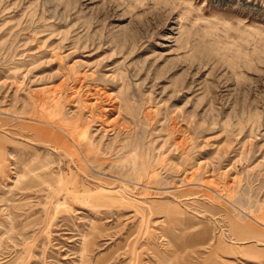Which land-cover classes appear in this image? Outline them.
Wrapping results in <instances>:
<instances>
[{
    "label": "rangeland",
    "instance_id": "rangeland-1",
    "mask_svg": "<svg viewBox=\"0 0 264 264\" xmlns=\"http://www.w3.org/2000/svg\"><path fill=\"white\" fill-rule=\"evenodd\" d=\"M0 264H264V0H0Z\"/></svg>",
    "mask_w": 264,
    "mask_h": 264
},
{
    "label": "bare ground",
    "instance_id": "bare-ground-1",
    "mask_svg": "<svg viewBox=\"0 0 264 264\" xmlns=\"http://www.w3.org/2000/svg\"><path fill=\"white\" fill-rule=\"evenodd\" d=\"M75 130V129H74ZM44 135H45V139L46 141H51V142H55V143H63L64 141H62V138L60 136H57V134L49 131V130H45L44 132ZM63 137V136H62ZM64 140V139H63ZM68 193L71 197H74L75 199H80V200H85V202H87L86 200H88V202L90 200H94L96 199L95 197H92L91 195V191L88 190V189H84L82 192L77 190V187L74 185V184H70L69 187H68ZM185 216V215H184ZM177 222V221H176ZM175 222V223H176ZM180 225L181 224H184L183 221L182 222H179ZM204 237V236H203ZM175 246V245H174ZM194 254L195 253V250L192 251Z\"/></svg>",
    "mask_w": 264,
    "mask_h": 264
}]
</instances>
